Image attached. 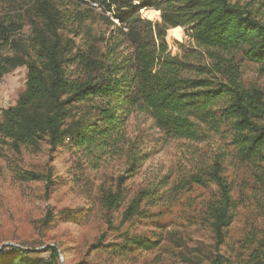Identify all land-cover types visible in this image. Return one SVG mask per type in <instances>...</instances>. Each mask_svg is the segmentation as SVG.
<instances>
[{"label": "rangeland", "instance_id": "obj_1", "mask_svg": "<svg viewBox=\"0 0 264 264\" xmlns=\"http://www.w3.org/2000/svg\"><path fill=\"white\" fill-rule=\"evenodd\" d=\"M89 1L55 0L64 14L56 31L58 47L67 50L63 56L70 60L64 65L71 71L70 79L79 83L94 81L101 73L98 66L116 59L105 54L107 36L118 25ZM230 1L246 5L264 20V0ZM37 4L0 0V19L12 22V38L0 45V56L30 53L38 32L53 41ZM139 13L148 20L160 19V12L153 9ZM120 40L117 53L125 56L130 48ZM166 41L172 53L177 51L176 42L191 43L182 28L167 31ZM78 52L90 62H82ZM229 55L243 84L264 92L259 64L244 60L240 51ZM26 81L24 65L0 77V121L2 111L16 105ZM95 108L91 101L64 106V133L53 153L46 134L0 138V253L12 243L32 250L53 245L58 264H215L217 253L221 264L264 261V158L241 159L223 126L193 124L167 114L161 119L153 111L136 109L111 128L110 122H97ZM174 117L188 127L167 128L165 121ZM95 125L97 131H85ZM214 167L233 203L221 237L206 208L221 197L212 180ZM25 172L40 177L22 179ZM47 172L52 178L48 193ZM120 175L125 177L119 199L111 203L109 196L118 189ZM137 195H144L139 212L125 216ZM48 211L52 218L46 220ZM38 255L48 258L49 252Z\"/></svg>", "mask_w": 264, "mask_h": 264}, {"label": "trees", "instance_id": "obj_2", "mask_svg": "<svg viewBox=\"0 0 264 264\" xmlns=\"http://www.w3.org/2000/svg\"><path fill=\"white\" fill-rule=\"evenodd\" d=\"M37 1V11L53 41L38 32L30 53L0 56V77L9 69L23 65L27 68L25 91L15 106L2 111L0 138L29 139L46 134L49 152L53 153L64 133V106L91 101L96 104L97 122H110L111 128L133 110L147 109L161 119L162 114H167L186 118L193 124L223 126L241 159L264 158V126L259 125L264 121V92L243 84L239 67L229 55L240 51L244 60L259 64L264 73V20L259 13L230 0H137L138 5L133 0H90L118 19V27L107 36L105 54L107 59L114 55L116 59L98 66L101 73L94 81L79 83L70 79L71 71L64 65L70 60L63 56L67 50L58 47L56 31L64 23L62 10L55 0ZM143 8L159 11L160 19L142 18L139 10ZM11 23L0 19V45L12 38ZM181 28L191 43L176 42L177 51L172 53L166 41L167 31L179 32ZM117 38L130 48L125 56L117 53L121 44ZM75 55L84 63L90 62L82 52ZM180 124L174 117L164 125L171 129L188 127H179ZM96 128L95 125L85 131L90 134ZM25 173L20 174L25 180L40 177L34 172ZM124 177H118V189L109 196L111 203L118 201ZM45 180L48 193L52 183L50 172L45 174ZM212 180L221 197L206 208L221 237L231 219L232 196L217 167L213 168ZM143 198L144 195L135 196L127 205L125 216L136 215ZM51 218L48 211L45 219ZM5 248L0 253V264H58V252L53 245L41 250L14 245ZM43 252H49L48 258L38 255ZM221 259L217 253L213 261L221 264Z\"/></svg>", "mask_w": 264, "mask_h": 264}, {"label": "built area", "instance_id": "obj_3", "mask_svg": "<svg viewBox=\"0 0 264 264\" xmlns=\"http://www.w3.org/2000/svg\"><path fill=\"white\" fill-rule=\"evenodd\" d=\"M89 4H90L91 7L100 8V5H99L97 2H95V1H90ZM133 4H134V5H138L139 2H138L137 0H133ZM142 10H145V8L140 9L139 11H142ZM105 13L110 17V19H111L115 24L119 25L118 19L115 18L114 15H113L111 12H105Z\"/></svg>", "mask_w": 264, "mask_h": 264}, {"label": "water", "instance_id": "obj_4", "mask_svg": "<svg viewBox=\"0 0 264 264\" xmlns=\"http://www.w3.org/2000/svg\"><path fill=\"white\" fill-rule=\"evenodd\" d=\"M11 245L18 246V245H16V244H12V243H11ZM45 247H47V245H46V246H43V247H41V248H38L37 250H41V249H43V248H45Z\"/></svg>", "mask_w": 264, "mask_h": 264}, {"label": "bare ground", "instance_id": "obj_5", "mask_svg": "<svg viewBox=\"0 0 264 264\" xmlns=\"http://www.w3.org/2000/svg\"><path fill=\"white\" fill-rule=\"evenodd\" d=\"M145 10H142V13L144 12Z\"/></svg>", "mask_w": 264, "mask_h": 264}]
</instances>
